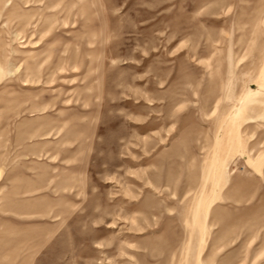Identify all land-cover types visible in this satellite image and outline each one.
I'll list each match as a JSON object with an SVG mask.
<instances>
[{
	"label": "rangeland",
	"instance_id": "obj_1",
	"mask_svg": "<svg viewBox=\"0 0 264 264\" xmlns=\"http://www.w3.org/2000/svg\"><path fill=\"white\" fill-rule=\"evenodd\" d=\"M0 264H264V0H0Z\"/></svg>",
	"mask_w": 264,
	"mask_h": 264
},
{
	"label": "bare ground",
	"instance_id": "obj_2",
	"mask_svg": "<svg viewBox=\"0 0 264 264\" xmlns=\"http://www.w3.org/2000/svg\"><path fill=\"white\" fill-rule=\"evenodd\" d=\"M237 119V118H236ZM236 121V120H235Z\"/></svg>",
	"mask_w": 264,
	"mask_h": 264
}]
</instances>
